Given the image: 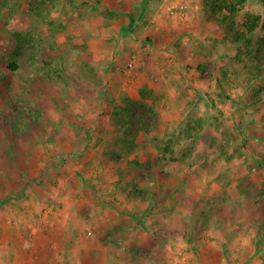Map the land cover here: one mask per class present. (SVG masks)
Segmentation results:
<instances>
[{"label": "rangeland", "instance_id": "374dc122", "mask_svg": "<svg viewBox=\"0 0 264 264\" xmlns=\"http://www.w3.org/2000/svg\"><path fill=\"white\" fill-rule=\"evenodd\" d=\"M209 15L203 0H0V264H264L259 40L239 54Z\"/></svg>", "mask_w": 264, "mask_h": 264}, {"label": "trees", "instance_id": "16d2710c", "mask_svg": "<svg viewBox=\"0 0 264 264\" xmlns=\"http://www.w3.org/2000/svg\"><path fill=\"white\" fill-rule=\"evenodd\" d=\"M247 1L248 0H203V9L206 13L210 14V18L216 20L220 25L223 26L225 29L224 40L227 42L230 41L231 43L237 45L239 47V54L246 55V52L252 54L254 51L253 45L255 44V40H259L258 45L260 46V50L258 56L261 58V62L260 64L254 66V72L249 78L250 82L254 78L256 79L257 77L264 76V12H249L240 17V12L246 5ZM257 1L264 5V0ZM12 11L15 10H11V15ZM259 32L261 33V36L259 35ZM18 45L22 46V40H19ZM32 62L36 68L44 69L50 74L55 73L56 71V67L53 66L51 61L47 60L41 64L42 61L39 59L37 54L33 55ZM7 68L11 72L15 73L20 69V66L18 62L12 60L8 62ZM93 72V76L96 77L97 70L93 69ZM0 75H3L2 72H0ZM197 126L200 128L197 129L195 125L187 123L185 129L178 133L177 139L180 137H185L186 139L194 138L204 128L203 124L199 122H197ZM129 137L130 135L127 136L128 140H125L124 142H132L130 145L136 143L135 135L131 138ZM155 139L156 138H153L151 142H154ZM160 141L158 140L156 143L157 146L159 145L158 143H160ZM174 142L175 139H169L165 141L163 145L165 150L161 152L159 159H165L168 152L174 153L172 148ZM137 188V194L139 197L144 198L149 196L150 192L148 186H140ZM153 195L154 193H151L149 198Z\"/></svg>", "mask_w": 264, "mask_h": 264}]
</instances>
